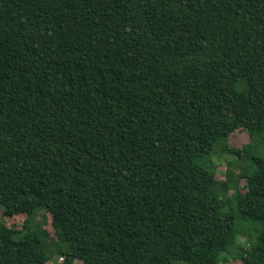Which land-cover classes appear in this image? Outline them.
<instances>
[{
  "label": "trees",
  "instance_id": "trees-1",
  "mask_svg": "<svg viewBox=\"0 0 264 264\" xmlns=\"http://www.w3.org/2000/svg\"><path fill=\"white\" fill-rule=\"evenodd\" d=\"M0 210V264H264V0H0Z\"/></svg>",
  "mask_w": 264,
  "mask_h": 264
},
{
  "label": "rangeland",
  "instance_id": "rangeland-1",
  "mask_svg": "<svg viewBox=\"0 0 264 264\" xmlns=\"http://www.w3.org/2000/svg\"><path fill=\"white\" fill-rule=\"evenodd\" d=\"M248 143V136L243 130L236 131L229 136V146L232 148H241L244 144ZM211 162H213L216 167V177L218 180L225 182L228 189V198L236 196L238 193H242L243 186L245 185L244 180L237 179L240 170L235 166L237 163L233 157L225 154H215L211 157ZM241 213L237 212V215ZM243 216V215H242ZM25 216H16L13 218L4 217L0 210V222H3L8 228H20L23 225ZM35 225L33 229L39 231H45L47 233V239L54 240V231L51 226V216L49 214L41 212L34 221ZM250 225L248 222L239 221L237 224L236 235H235V246L247 248L249 243L242 237L243 234L249 230ZM251 232L255 234L253 227L250 228ZM63 249H59L55 253V259L49 261L46 264H60ZM74 264H81V262H75ZM231 264H240L239 262H232Z\"/></svg>",
  "mask_w": 264,
  "mask_h": 264
}]
</instances>
